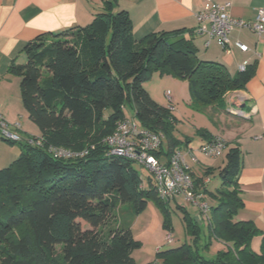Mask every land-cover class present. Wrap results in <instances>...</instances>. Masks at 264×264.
<instances>
[{"label": "trees", "instance_id": "1", "mask_svg": "<svg viewBox=\"0 0 264 264\" xmlns=\"http://www.w3.org/2000/svg\"><path fill=\"white\" fill-rule=\"evenodd\" d=\"M115 2L105 0L104 11L88 25L29 41L25 61L9 66L21 78L24 107L43 141H18L21 154L0 169V264H136L131 252L141 242L130 223L118 222L117 213L128 204L136 217L152 202L164 213L162 226L172 232V200L158 195L152 174L149 187H143L137 161L108 154L105 138L131 117L126 115L129 104L141 128L161 135L155 154L168 157L187 141L173 135L171 108L145 88L155 73L187 80L197 110L223 109L224 95L243 89L255 73L256 62L232 75L225 64L200 59L193 31L186 29L135 39L129 14L114 11ZM163 135L169 139L167 151ZM50 146L74 154L55 157ZM241 167V151L229 149L220 171L222 184L212 193L208 231L183 210L190 240L166 250L159 247V262L149 264H264V233L256 252L251 242L260 229L251 220L235 218L244 204ZM196 182V193L210 192L202 178ZM212 238L228 247L207 258L204 251Z\"/></svg>", "mask_w": 264, "mask_h": 264}, {"label": "crops", "instance_id": "2", "mask_svg": "<svg viewBox=\"0 0 264 264\" xmlns=\"http://www.w3.org/2000/svg\"><path fill=\"white\" fill-rule=\"evenodd\" d=\"M215 1L230 3V14L246 21L254 20L257 11L264 9V0ZM203 3L204 0H116L114 11H127L137 40L157 31H193L191 36L198 57L225 64L232 75L239 72L242 63L249 65L256 62L255 73L246 86L243 89L228 91L224 95L223 109L209 106L197 110L190 102L184 103L181 113L188 124L182 135L187 142L180 149L184 151L192 167L193 180L196 182L216 160L215 157L200 151L201 144L209 139V135L221 136L227 144V151L234 147L239 148L242 156L239 185L244 204L235 218L251 220L260 229L261 233L251 242L253 250L260 252L264 233V31L261 38L250 29L233 31L232 42L240 40L248 45L249 50L241 51L239 47L232 45L231 52L227 53L216 39L194 33L196 14L202 9ZM104 5L105 0H0V114L8 121H20L21 134L24 136L40 135L41 132L28 116L21 96V78L9 72L10 64L13 61H25L23 49L29 41L39 35L56 33L68 27L88 25L97 13L104 11ZM155 74H159L161 78H171L173 82L176 80L170 74ZM148 91L157 102L171 109L174 104H179L175 92H171L173 101H168L171 104L169 106L164 98L157 96L153 88ZM153 93H156V96ZM230 106H239L245 111H251V117L245 119L232 115L228 111ZM198 136L200 139H197V144L194 145L192 141ZM192 146H199V149L190 150L189 147ZM12 152L14 151L6 152L0 145V169L11 161L9 157ZM208 180L209 178L202 179V183L206 185ZM179 197L169 204L173 203L190 213L179 202ZM151 207L155 216L153 228L159 227L163 219L160 220L155 208L152 205ZM190 215L197 219L204 229L209 226V221L204 220L205 224L202 223L200 215Z\"/></svg>", "mask_w": 264, "mask_h": 264}, {"label": "built area", "instance_id": "3", "mask_svg": "<svg viewBox=\"0 0 264 264\" xmlns=\"http://www.w3.org/2000/svg\"><path fill=\"white\" fill-rule=\"evenodd\" d=\"M230 3H219L215 0H204L202 9L196 14L197 24L194 29L196 35H205L217 40L225 52L230 53L232 45L239 47L241 51H248L249 47L240 40L232 42L231 33L235 30L250 29L259 38L264 31V9L257 11L252 21H246L234 17L229 12ZM246 67L242 63L240 70ZM172 102L170 91L166 93ZM229 113L249 119L251 111H245L239 106H230ZM20 121H8L0 114V137L12 141H29L35 145H42V137L24 136L21 134ZM105 141L108 145V154L125 156L146 166L153 177L158 195L166 200H173L177 196H183L197 205L200 217L204 221L210 220L211 205L204 199L202 193L194 191L192 167L185 157L182 149H175L170 156H158L156 151L160 148L161 135L152 133L141 128L134 117H127L118 123L114 133L107 136ZM227 148L225 140L214 135L200 146V151L207 156L217 157L223 155ZM49 152L55 157H69L74 153L62 148L50 146ZM82 154V153H81ZM166 243L172 244L174 236L171 231L165 235Z\"/></svg>", "mask_w": 264, "mask_h": 264}, {"label": "rangeland", "instance_id": "4", "mask_svg": "<svg viewBox=\"0 0 264 264\" xmlns=\"http://www.w3.org/2000/svg\"><path fill=\"white\" fill-rule=\"evenodd\" d=\"M171 78H161L159 74L153 75L151 80L145 83V88L151 89L153 88L154 92H157V96L159 98H164V100L168 103L170 101L167 98L166 93L168 91L175 92V94L178 95V103L174 104L173 108L171 109L172 114L174 116V123H173V135L177 138H182L181 140L184 141L182 133L185 132V129L187 128V122L185 121L184 115L181 113V110H183L184 103L190 102V92H189V84L187 80L176 78L175 82L170 80ZM21 83V82H20ZM156 94V93H155ZM154 93L153 95L156 96ZM173 96V95H172ZM169 101V102H168ZM173 101V97H172ZM166 103V104H167ZM126 115L127 116H135V109L132 105L127 104L126 109ZM189 127V126H188ZM197 139H200V136H198L196 139H193V144H197ZM0 145L6 149V152L9 153V151L13 150L12 154H10L11 161L9 163H5L4 167L8 166L13 160H15L22 152V145H20L19 142L16 143H9L6 140H2L0 138ZM163 147L167 151L169 149V139L163 135ZM194 150L199 149L198 147L192 146L189 147ZM189 151V150H188ZM228 151L224 152L223 155L215 157L216 160L213 161L212 166L207 168V170L202 173L201 178L209 180L206 182V187L210 191L205 194L204 199L212 205L214 203V200L212 198V193L216 191L217 188H219L222 184V178L220 176V171L223 168V164L226 159V154ZM1 167V168H4ZM134 167L140 172L143 180V187L148 188L149 187V178L151 176L150 170L144 166L143 164L139 162L134 163ZM193 178V175H192ZM194 179V178H193ZM194 182V181H193ZM195 186H197V182H194V191ZM179 202L182 203L187 210L196 215H200V212L198 210L197 205L192 203L190 200L185 199L183 196L179 197ZM166 200V199H165ZM150 205L138 216L132 217L131 211H130V205L124 204L122 205V211H119L117 213V219L118 222L124 221V223H130V227L132 229L133 236L136 240H139L141 242L140 246L134 248L131 252L132 257L135 260L136 264H149V263H157L159 262V259L157 257V248L160 247V250H166L169 248L177 247L183 244L186 241L190 240V235L186 230L185 222H184V211L179 208L175 204H169V215L173 221V231L172 235L174 236V242L172 244L166 243L165 241V235L167 233V230L164 229V227L161 225L159 227L153 228V220H154V210L151 207V205L155 208L157 215L159 219L164 218V213L161 212V210L156 207L152 202H149ZM196 210L198 213L196 214ZM202 223L205 224L203 220H201ZM205 232L208 231L207 227L204 229ZM227 244H225L223 241L218 240L216 238H212L211 243L209 244V247L205 249L204 253L207 258H216L219 254L220 250L227 249Z\"/></svg>", "mask_w": 264, "mask_h": 264}]
</instances>
